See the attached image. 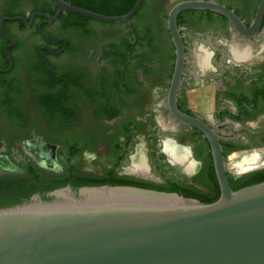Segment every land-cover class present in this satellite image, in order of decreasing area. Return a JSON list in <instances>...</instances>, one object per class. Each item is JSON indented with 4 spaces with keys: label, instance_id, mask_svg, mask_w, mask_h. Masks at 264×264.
<instances>
[{
    "label": "flooded vegetation",
    "instance_id": "af4514ba",
    "mask_svg": "<svg viewBox=\"0 0 264 264\" xmlns=\"http://www.w3.org/2000/svg\"><path fill=\"white\" fill-rule=\"evenodd\" d=\"M65 1L95 12L89 8L108 0ZM183 1L144 0L130 25L71 11L52 21L55 0H0V156L14 166L0 170L5 188L154 185L201 202L220 198L209 140L171 109L177 54L169 14ZM208 1L247 26L262 2ZM111 2L115 16L128 14L121 12L129 0ZM16 17L26 21L6 19ZM177 26L186 53L178 109L221 136L227 159L244 151L264 159V19L254 37L209 10L182 11ZM239 47L246 58H236ZM167 145L185 150L187 165ZM138 155L146 174L133 166ZM257 171L229 169L232 188Z\"/></svg>",
    "mask_w": 264,
    "mask_h": 264
},
{
    "label": "water",
    "instance_id": "95a60500",
    "mask_svg": "<svg viewBox=\"0 0 264 264\" xmlns=\"http://www.w3.org/2000/svg\"><path fill=\"white\" fill-rule=\"evenodd\" d=\"M55 1L59 10L48 16L52 21L71 11L128 24L144 2L138 0L126 15L106 16ZM185 10L221 14L238 33L254 37L263 23L264 0L251 26L234 10L208 0L183 1L169 14L177 54L171 109L209 140L220 198L203 203L173 192L110 185L61 188L48 194L50 200L36 194L20 205L0 209V264H264V182L234 190L221 136L176 105L186 60L177 18ZM12 169L8 158L0 156V170Z\"/></svg>",
    "mask_w": 264,
    "mask_h": 264
},
{
    "label": "trees",
    "instance_id": "16d2710c",
    "mask_svg": "<svg viewBox=\"0 0 264 264\" xmlns=\"http://www.w3.org/2000/svg\"><path fill=\"white\" fill-rule=\"evenodd\" d=\"M67 1H73V0H67ZM111 1L112 0L106 1V4L100 3V5H101L100 8L97 7V9H95V8H89V9H91L95 12L102 13L104 15L115 16V14H117V13L112 11V9H111V3L112 2ZM137 1L138 0H129L128 7L123 8L121 13H129L134 8ZM84 7H86V6H84ZM228 154H225V157H227ZM212 168L214 169V165H212ZM243 180H246V182L241 184L239 187H237L234 190H239V189L246 187V186H250L253 184L264 182V170L254 172L251 175H249V177H247L246 179H243ZM7 183L8 182H6V181H0V209L20 205L24 202L29 201L36 194L42 195L45 200H50V198H48V194L50 192L56 190L57 188L64 186V185H59V186L53 185V186L41 187V186H37V185H32V186H28V187L27 186L23 187V186H18V185L14 186L13 185L10 188H8V187L5 188L7 186ZM98 185H100V184H98ZM125 185L130 186V184H125ZM136 187H142V188H146V189H154V190H159V191H167V192H171L173 190V188H171V189L168 188V189L164 190L163 188H161L159 186H154V185L136 186ZM217 200L218 199L206 200V201H203V203H212V202H215Z\"/></svg>",
    "mask_w": 264,
    "mask_h": 264
},
{
    "label": "bare ground",
    "instance_id": "6f19581e",
    "mask_svg": "<svg viewBox=\"0 0 264 264\" xmlns=\"http://www.w3.org/2000/svg\"><path fill=\"white\" fill-rule=\"evenodd\" d=\"M247 55H248V53H247V49L246 48L239 47V48L235 49V56H236L237 59H244V58L247 57ZM204 60H205V57H204ZM206 61H208V60L206 59ZM167 146H168L169 149L167 148L166 150L170 151V153L172 155L171 158L173 157V160L178 161V162H182L183 165H184L185 162H183V161L185 159L187 160V152H185V150H183V149L180 150V149L171 147L172 145H170V146L167 145ZM262 161H263V153L259 152V151H256V152H253V153L245 156L242 160L234 161L233 164H234L235 168H238V169H241V168L250 169V167H252L254 164H258V163H260ZM134 163H135V165H133V166H135V169H136V171L138 173L146 174L148 172V168L146 166L147 163L146 164L144 163V160L142 159V155H138L137 158L135 159ZM185 164L187 165V163H185ZM193 166L194 165H192V164H190V165L188 164V170L195 169V167L193 168Z\"/></svg>",
    "mask_w": 264,
    "mask_h": 264
},
{
    "label": "rangeland",
    "instance_id": "374dc122",
    "mask_svg": "<svg viewBox=\"0 0 264 264\" xmlns=\"http://www.w3.org/2000/svg\"><path fill=\"white\" fill-rule=\"evenodd\" d=\"M106 29H101L100 31H105ZM107 32L108 33H113L112 30H108L107 29ZM110 39H108V37H106V41H111L113 39H111V37H109ZM253 152H256V151H244V152H239V153H236V154H233L231 156L228 157L227 161H228V166H229V169L232 171V173H247V172H253V171H257L259 169H264V159L262 162L258 163V164H254L252 167H250V169H244V168H241V169H238V168H235L234 166V161L236 160H242L245 156L253 153ZM249 153V154H248Z\"/></svg>",
    "mask_w": 264,
    "mask_h": 264
}]
</instances>
